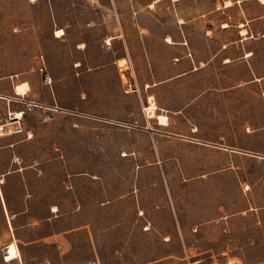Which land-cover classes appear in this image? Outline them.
<instances>
[{
  "label": "rangeland",
  "instance_id": "obj_1",
  "mask_svg": "<svg viewBox=\"0 0 264 264\" xmlns=\"http://www.w3.org/2000/svg\"><path fill=\"white\" fill-rule=\"evenodd\" d=\"M194 4L180 57L113 0H0V264H264V0Z\"/></svg>",
  "mask_w": 264,
  "mask_h": 264
},
{
  "label": "crops",
  "instance_id": "obj_2",
  "mask_svg": "<svg viewBox=\"0 0 264 264\" xmlns=\"http://www.w3.org/2000/svg\"><path fill=\"white\" fill-rule=\"evenodd\" d=\"M121 1L122 0H113L115 13L118 17L117 28L120 34L112 40H122L128 47V50H130V48L132 49V47L141 45L149 46L152 51L161 49L162 55L164 53L163 51H169L170 46H179L183 47L182 56L180 57H197V52L195 50H193V54H191V52L187 53L185 47L190 49L191 41H193V45H196V38L198 40L201 38L202 12L200 6L198 7L194 4L193 9H187V0H131L132 7L134 8L128 12L134 13V16L131 17V20L127 21L120 16L125 12L123 8H120ZM225 3L226 2H224V4ZM230 6H232L230 3L225 5V7ZM242 26L245 25H240V27ZM228 27L227 24L223 26L224 29ZM240 34L245 35L246 30H241ZM62 36H57V38H61ZM108 44H111V39L108 41ZM129 57H132V55L130 54ZM133 57H135V55H133ZM120 60H123V63H121ZM118 62L120 65H123L125 60L119 59ZM14 94H16L15 89ZM17 96L25 98L26 95ZM151 100L155 102L153 98H150V102ZM149 107L150 104L146 108ZM157 110L158 107L156 111ZM156 116L157 114H155L154 117ZM159 117L166 116L158 115L156 118L161 126L167 127L169 125L168 118L166 117L167 122L163 124L160 122Z\"/></svg>",
  "mask_w": 264,
  "mask_h": 264
},
{
  "label": "bare ground",
  "instance_id": "obj_3",
  "mask_svg": "<svg viewBox=\"0 0 264 264\" xmlns=\"http://www.w3.org/2000/svg\"><path fill=\"white\" fill-rule=\"evenodd\" d=\"M62 35H64V32L63 31H57L56 37L57 36L59 37V36H62ZM122 61H121V63H123ZM15 92H16L17 95H20V96L27 95L28 88L26 87V83L16 86L15 87ZM156 109H157V107H156L155 102L153 100H151L150 107L149 108H145V111L147 112V114H148L149 117H154L155 114H156ZM18 116L20 117V114H18ZM159 119H160V122L163 123V124H165L167 122L166 117H159Z\"/></svg>",
  "mask_w": 264,
  "mask_h": 264
},
{
  "label": "built area",
  "instance_id": "obj_4",
  "mask_svg": "<svg viewBox=\"0 0 264 264\" xmlns=\"http://www.w3.org/2000/svg\"><path fill=\"white\" fill-rule=\"evenodd\" d=\"M21 99H24V98L22 97ZM22 104H25L26 106H31V104H34V103H31V102H28L25 100V103H22ZM18 114H20V117L18 116ZM23 114H24L23 112L10 113L11 121L13 123L0 124V136H3L5 134H13V133L18 132L17 130H13L14 129L13 126L14 125H17V126L20 125V120L22 119Z\"/></svg>",
  "mask_w": 264,
  "mask_h": 264
}]
</instances>
